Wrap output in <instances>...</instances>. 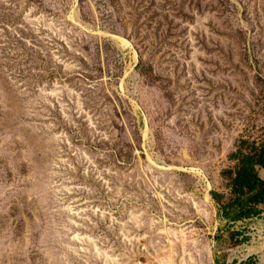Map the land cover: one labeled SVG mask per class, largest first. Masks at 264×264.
Here are the masks:
<instances>
[{
    "label": "rangeland",
    "instance_id": "rangeland-1",
    "mask_svg": "<svg viewBox=\"0 0 264 264\" xmlns=\"http://www.w3.org/2000/svg\"><path fill=\"white\" fill-rule=\"evenodd\" d=\"M262 143L264 0H0V264H263Z\"/></svg>",
    "mask_w": 264,
    "mask_h": 264
},
{
    "label": "trees",
    "instance_id": "trees-1",
    "mask_svg": "<svg viewBox=\"0 0 264 264\" xmlns=\"http://www.w3.org/2000/svg\"><path fill=\"white\" fill-rule=\"evenodd\" d=\"M234 156L237 159L232 182L235 199L223 207V216L230 221L256 213V206L264 204V178L259 175V169L264 167V143L251 147L247 154Z\"/></svg>",
    "mask_w": 264,
    "mask_h": 264
},
{
    "label": "water",
    "instance_id": "water-1",
    "mask_svg": "<svg viewBox=\"0 0 264 264\" xmlns=\"http://www.w3.org/2000/svg\"><path fill=\"white\" fill-rule=\"evenodd\" d=\"M4 141V139H2ZM47 160L43 161V163L40 164L39 169L41 171V173L43 174L39 179L42 180V188L44 186L48 187V192L53 195V191L51 189V187L48 184V178L47 175L49 174L47 168ZM32 190H34V194L36 196L37 192L40 190L41 187H39V181L37 179H33L32 184H31ZM3 186L2 183H0V196L3 193L2 190ZM41 188V189H42ZM37 200L39 201V203L42 205V203H45L46 206L44 208H42L43 210V214L42 216L38 217L35 221L36 224L38 225V227L40 228V231L42 233H44L43 235H48L49 237H51V241L55 242L57 241L58 243H61L64 241V218H56L55 215L49 213V211H53L54 213H60V209L57 207L55 208L54 203L52 204H48L46 199H39L37 198ZM8 240L7 235H1L0 237V244L6 245V241ZM43 244L45 246H47V243L43 241Z\"/></svg>",
    "mask_w": 264,
    "mask_h": 264
},
{
    "label": "bare ground",
    "instance_id": "bare-ground-1",
    "mask_svg": "<svg viewBox=\"0 0 264 264\" xmlns=\"http://www.w3.org/2000/svg\"><path fill=\"white\" fill-rule=\"evenodd\" d=\"M206 199L208 200V198L206 197ZM263 264H264V262H263Z\"/></svg>",
    "mask_w": 264,
    "mask_h": 264
},
{
    "label": "crops",
    "instance_id": "crops-1",
    "mask_svg": "<svg viewBox=\"0 0 264 264\" xmlns=\"http://www.w3.org/2000/svg\"><path fill=\"white\" fill-rule=\"evenodd\" d=\"M262 178H264V177H262Z\"/></svg>",
    "mask_w": 264,
    "mask_h": 264
}]
</instances>
